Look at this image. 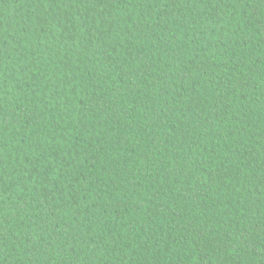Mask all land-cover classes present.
I'll use <instances>...</instances> for the list:
<instances>
[{
	"label": "trees",
	"instance_id": "16d2710c",
	"mask_svg": "<svg viewBox=\"0 0 264 264\" xmlns=\"http://www.w3.org/2000/svg\"><path fill=\"white\" fill-rule=\"evenodd\" d=\"M0 264H264V0H0Z\"/></svg>",
	"mask_w": 264,
	"mask_h": 264
}]
</instances>
